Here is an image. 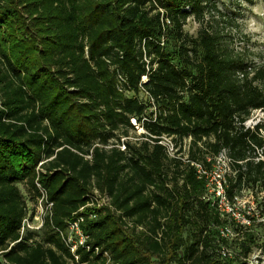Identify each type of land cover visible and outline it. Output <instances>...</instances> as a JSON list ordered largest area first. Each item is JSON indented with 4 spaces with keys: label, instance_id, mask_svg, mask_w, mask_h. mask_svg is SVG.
<instances>
[{
    "label": "trees",
    "instance_id": "1",
    "mask_svg": "<svg viewBox=\"0 0 264 264\" xmlns=\"http://www.w3.org/2000/svg\"><path fill=\"white\" fill-rule=\"evenodd\" d=\"M216 2L0 0V264H105L75 261L56 231L94 189L109 207L85 208L84 229L111 264H244L221 256L232 220L206 201L207 171L223 154L229 205L264 194V119L245 127L264 112V63L229 48L237 25ZM36 184L52 203L41 241L20 234ZM240 237L245 258L256 236Z\"/></svg>",
    "mask_w": 264,
    "mask_h": 264
},
{
    "label": "rangeland",
    "instance_id": "2",
    "mask_svg": "<svg viewBox=\"0 0 264 264\" xmlns=\"http://www.w3.org/2000/svg\"><path fill=\"white\" fill-rule=\"evenodd\" d=\"M216 5L222 12L234 17L237 25L236 28L228 31L231 35L229 48L233 52H244L247 55L248 63L251 65L258 66L264 63V0H217ZM198 28L199 25L192 18H188L183 31L187 36L194 37ZM258 85L264 90V82ZM263 119L264 112L260 110L252 111L245 122V127L252 128ZM139 133H141L140 130H137L136 133H130L129 140H136ZM187 142L188 139H185L183 144L185 145ZM162 144L166 148L167 155L173 157L176 148L173 147L172 142H169V139H163ZM184 159L183 156L182 160ZM225 171H227V165L222 154L215 160L211 169L207 171L209 191L205 195L206 201H209L211 205H216L223 218H231L232 220L226 229L221 228L222 234L228 236V239L225 245H221L220 252L223 251L229 258L234 257L244 262V264H264V216L261 214L259 205L264 194L256 189L253 191L244 190L235 199V203L229 205L216 194L217 189L215 187ZM20 189L22 194L26 195L23 188L20 187ZM36 199L33 205L30 202L28 203V210L33 207V212L35 211ZM41 207L42 212H44L43 203ZM248 227L255 234L256 243L251 247L247 257L243 258L240 253L239 242L241 241V233ZM34 232H36L34 239L41 241L43 231ZM153 261H156V259L153 258Z\"/></svg>",
    "mask_w": 264,
    "mask_h": 264
},
{
    "label": "built area",
    "instance_id": "3",
    "mask_svg": "<svg viewBox=\"0 0 264 264\" xmlns=\"http://www.w3.org/2000/svg\"><path fill=\"white\" fill-rule=\"evenodd\" d=\"M146 77L143 76L141 78V82H144ZM117 83H118V90H121V87L124 83H126L125 78L118 74L117 75ZM142 95L145 99H147V93L140 87ZM132 124H134V120H131ZM163 139H168L162 137L161 144ZM170 142V141H169ZM163 145V144H162ZM164 146V145H163ZM121 150L124 149L123 146L119 147ZM89 158V156H86ZM41 164V163H40ZM39 164V165H40ZM198 167V165H196ZM40 191V196L36 199V204L34 206L35 211L33 212L32 216L29 214L22 220L21 227H20V234H22L25 230L29 231H39L42 228L44 217L50 215V209L52 206L51 202H48L43 190L40 188L38 184H36ZM216 194L223 200H225L224 193L219 185V181L216 186ZM109 200L110 198L105 193H100L97 190H92L91 194L88 197L86 204L80 207L77 212H75L71 218L65 221L63 228L56 230L58 236L63 243V245L67 248L68 252L77 261L78 255L76 251L78 249H82L83 251H90L93 249L94 254H99L103 259H105V264L110 263V257L107 251L101 250L99 247H92L90 245V236L84 229L85 225V217L82 215V211L85 208H93V209H102L103 207H109ZM226 201V200H225ZM43 203L44 212H42L41 204ZM95 212L89 213L87 215V220H92L95 218ZM138 230H141V227H137ZM223 232L221 231V234ZM223 235V234H222ZM226 236V235H225ZM222 257L227 256L223 251H221ZM111 264V263H110Z\"/></svg>",
    "mask_w": 264,
    "mask_h": 264
}]
</instances>
